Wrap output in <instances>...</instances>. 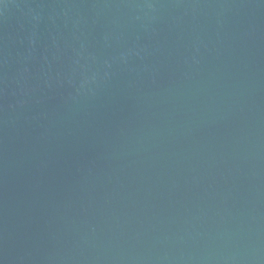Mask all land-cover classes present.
Returning a JSON list of instances; mask_svg holds the SVG:
<instances>
[{
	"label": "water",
	"instance_id": "obj_1",
	"mask_svg": "<svg viewBox=\"0 0 264 264\" xmlns=\"http://www.w3.org/2000/svg\"><path fill=\"white\" fill-rule=\"evenodd\" d=\"M0 264H264V0H0Z\"/></svg>",
	"mask_w": 264,
	"mask_h": 264
}]
</instances>
